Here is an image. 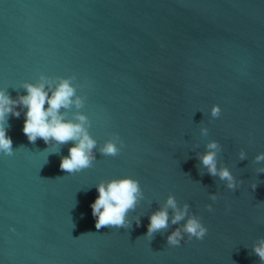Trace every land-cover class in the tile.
<instances>
[{"label":"water","instance_id":"1","mask_svg":"<svg viewBox=\"0 0 264 264\" xmlns=\"http://www.w3.org/2000/svg\"><path fill=\"white\" fill-rule=\"evenodd\" d=\"M41 74L75 76L83 106L61 111L88 117L95 159L61 171L73 143H30L26 109L8 115L0 264H264L253 251L264 239V0H0V90L18 99ZM107 141L118 155L101 153ZM210 141L236 189L201 164ZM123 176L142 193L129 226L97 230L96 185ZM169 196L201 219L203 240L167 245L180 227L171 209L168 228L146 236Z\"/></svg>","mask_w":264,"mask_h":264},{"label":"clouds","instance_id":"2","mask_svg":"<svg viewBox=\"0 0 264 264\" xmlns=\"http://www.w3.org/2000/svg\"><path fill=\"white\" fill-rule=\"evenodd\" d=\"M75 76L67 78L56 77L54 80L41 74L36 83L25 81L22 87L26 95L12 99L6 91L0 90V153L13 155V141L7 135V117L9 114L15 117L20 116L18 107L26 109L24 113L23 133L30 143H35L37 139H42L45 144L55 142V145H63L69 142L73 146L69 148L68 155L60 160V169L68 174H73L90 168L95 159L93 149L96 141L89 135L86 124L88 117L79 111L74 114V120L65 118L62 109H69L73 105L80 109L83 106V99L77 95V89L73 81ZM221 108L213 105L211 108L212 117H219ZM206 135L207 129H202ZM117 135V140H119ZM123 145V141H120ZM218 143L210 141L206 145V151L199 156L201 164L207 169L211 176H218L220 180L226 182V187L234 190L237 181L232 172L227 167H217ZM106 156H116L120 152L115 141H107L100 149ZM244 152L241 151L240 158L244 159ZM257 162L264 161V153L255 157ZM264 172V168L258 169ZM256 188V184L252 185ZM98 196L91 204L92 215L95 218L97 230L104 227L126 228L129 226L127 219L130 210H134L138 199L142 196L139 181L123 176L113 179L107 183L96 185ZM212 201H216L215 193L210 196ZM208 211H212V206H206ZM189 206L185 204L183 208L177 206L174 197L169 196L164 207L152 213L149 217L146 236L153 237L154 233L167 229L169 226V209L172 210L171 223L180 225L167 236V245L179 246L181 241L187 237L188 240L195 238L203 240L208 229L195 214H188ZM181 221L184 223L181 225ZM139 225V219L136 221ZM253 251L264 262V239L254 245Z\"/></svg>","mask_w":264,"mask_h":264}]
</instances>
